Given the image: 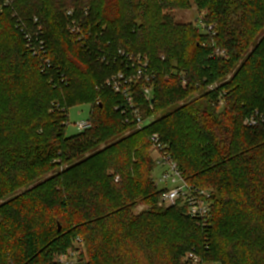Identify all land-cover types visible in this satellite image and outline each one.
<instances>
[{"label": "trees", "instance_id": "16d2710c", "mask_svg": "<svg viewBox=\"0 0 264 264\" xmlns=\"http://www.w3.org/2000/svg\"><path fill=\"white\" fill-rule=\"evenodd\" d=\"M6 1L0 264H60L78 248L80 264H189L192 251L202 264H264V123L244 125L264 114V0ZM192 1L204 12L196 24L155 19L154 5L166 12ZM69 11L84 23V42L68 30ZM18 19L33 35L41 26L44 54L27 48ZM119 51L146 56L155 72L152 102L143 82L133 87L141 115L153 118L141 130L105 86L125 71L112 59ZM85 104L91 128L67 137L69 108ZM155 134L183 178L212 192L209 228L179 206L158 207ZM141 204L151 209L137 215Z\"/></svg>", "mask_w": 264, "mask_h": 264}, {"label": "built area", "instance_id": "2783aa9c", "mask_svg": "<svg viewBox=\"0 0 264 264\" xmlns=\"http://www.w3.org/2000/svg\"><path fill=\"white\" fill-rule=\"evenodd\" d=\"M10 4L11 0H7L5 5L8 6ZM67 15L70 19L68 30L82 42L85 35L83 32V21L78 20L73 11H69ZM35 22H38L37 18H35ZM18 28L24 34L26 46L32 51L33 56H40V54L45 53L46 46L45 41L42 39L43 32L41 26L37 27L33 35L23 21L18 19ZM161 58L162 60L165 59L164 56ZM112 59L115 61L117 59L123 60L126 63L125 71L112 76L107 80L105 86L121 97L122 101L119 104L118 110H121L126 115V122L133 125L136 130H141L150 124L153 118H144L141 115L140 110L134 103L133 87L143 82L141 89L142 97L145 101L152 102L154 98L153 81L155 79V72L150 69V62L146 56H134L119 51L118 55H114ZM101 61L108 62L106 57H102ZM49 63V60L43 61L44 65H49ZM45 71L46 68L43 69V72ZM261 123H264V114L258 112L244 120V125L248 127H258ZM77 128L80 132H83L91 128V122H80ZM150 141L153 152L156 155L155 168L161 171L160 176L154 180L156 187L163 190L158 207L165 209L179 206L184 210L185 216L194 220L199 227L203 229L209 228L214 218V198L212 192L192 186L183 178L178 164L166 150L167 146L161 141L158 134L151 136ZM80 254L79 248L77 250H69L67 253L60 255L59 263L80 264ZM186 261L189 264H202L201 258L194 251L186 255Z\"/></svg>", "mask_w": 264, "mask_h": 264}, {"label": "rangeland", "instance_id": "374dc122", "mask_svg": "<svg viewBox=\"0 0 264 264\" xmlns=\"http://www.w3.org/2000/svg\"><path fill=\"white\" fill-rule=\"evenodd\" d=\"M203 14H204V12H203ZM203 14L202 15L200 14L198 7L194 1H192L191 8H189V9H175V10H170V11H166V12H163L162 9L160 7H158L157 5H154L155 19H158L162 15L168 16L170 21L177 23V24H194V23L196 24L198 22V20H200V18L203 16ZM91 110H92V106L90 104L74 106V107L69 108V110H68L69 124H68L67 129H66V136L67 137H72V136H75V135L80 133V131L77 128V125L80 122L89 121L90 115H91ZM51 112H52V110H51ZM128 133L129 132H127V134ZM101 148H104V145H102ZM155 157H156V155L152 151L151 152V158H152L153 163L155 162ZM58 163H60V162L58 161ZM68 165L69 164H62L59 169L63 170L65 168H67ZM154 165H155V163H154ZM160 174H161L160 169L155 168L154 176L156 178H158L160 176ZM50 176H52V174L48 175L45 178H48ZM115 181L119 182L120 181L119 177H116ZM150 209H151V206L141 204L135 208L134 213L138 215V214H140L144 211H148ZM209 264H212V263H209Z\"/></svg>", "mask_w": 264, "mask_h": 264}]
</instances>
